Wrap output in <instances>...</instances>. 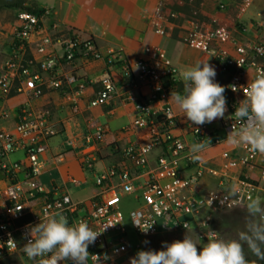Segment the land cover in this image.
I'll list each match as a JSON object with an SVG mask.
<instances>
[{
  "label": "built area",
  "instance_id": "obj_1",
  "mask_svg": "<svg viewBox=\"0 0 264 264\" xmlns=\"http://www.w3.org/2000/svg\"><path fill=\"white\" fill-rule=\"evenodd\" d=\"M171 1L156 0L148 17L152 32L163 37L170 28L178 27L184 45L212 56L219 66L215 78L228 71L225 85L228 111L221 121L228 134L232 128L243 126L234 113L247 95V85L257 75L264 74V40L240 39L235 29L226 23L204 24L199 19L187 18L182 20V25H177L179 13L169 8ZM42 9L39 14L17 11L13 51L0 65V260L16 254L22 264H38L41 258L37 262L30 261L22 250L27 243L26 226L38 224L59 212L70 224L86 221L100 234L88 248V264H96V256L102 258L105 254L109 260L102 264H118L117 254L128 243L126 219L120 211L121 201L126 196H132L135 203L128 221L140 237H151L162 230L187 229L193 219L198 227L210 226L209 216L201 220L197 217L200 203L195 186L203 169L199 166L190 176L182 174V165H198V160L190 155L189 145L176 130L183 129L195 143L209 144L210 141L213 145L219 139L210 124L193 125L172 109L169 98L180 78L165 50L157 44L146 45L135 60L139 68L134 77L119 50L108 49L102 53L92 36L73 28L62 29L52 19L50 9ZM257 16L255 27L263 32L264 14ZM99 59L103 60L105 69L100 78L92 82L83 74L82 64ZM116 69L121 71L125 87L136 92L130 99L135 103V112L129 128L146 129L147 142L116 148L120 160L96 172L99 157L95 144L105 133L104 128L97 127L94 143L83 147L80 166L84 173L90 174L99 193L78 202L65 188L46 189L40 176L45 171L49 141L59 131L51 109L37 105L36 101L48 93L60 94L71 100L70 112L77 114L85 89L89 83H94L97 88L85 108L105 106L117 94ZM143 88L147 90L146 95L140 94ZM17 95H23L24 102L10 107L9 99ZM153 101L162 103L155 112L149 105ZM8 120L11 125L4 127ZM242 150L243 156L232 159L231 166L249 165L258 156L247 145H243ZM19 151L23 157L10 160L9 157ZM209 173L218 175L215 170ZM252 181L257 184L238 179L234 197L230 195L233 190H220L209 200L214 198L212 204L219 208H232L243 198L258 197L255 193L259 182L264 186V166L258 169V176ZM12 209L20 210L13 215ZM186 216H191L192 221Z\"/></svg>",
  "mask_w": 264,
  "mask_h": 264
},
{
  "label": "crops",
  "instance_id": "obj_2",
  "mask_svg": "<svg viewBox=\"0 0 264 264\" xmlns=\"http://www.w3.org/2000/svg\"><path fill=\"white\" fill-rule=\"evenodd\" d=\"M38 1H36L37 5ZM72 2V0H58V5L59 7L66 5L68 13H74L77 10ZM97 2L99 6L101 5L105 8L99 11V15L93 16L90 14L98 22L97 24L92 22L93 26H87L86 24L83 26L82 17L79 15L81 18L78 21H69L64 17L58 18L57 12L51 6L46 4L38 6L50 8L52 19L62 29L73 28L83 34L92 36L102 53H106L108 49L119 50L134 77H136L138 72L135 60L142 49L149 44H157L165 50L178 71L183 89L184 83L180 73L187 67L195 65L197 62L208 61L215 67L216 71H219V66L210 54L190 48L181 42V30L178 27L170 28L168 34L163 37H157L153 34L148 17L156 0L153 2L152 0H97ZM209 3L211 4V1L208 2V0H172L169 8L179 13L177 25H182L183 19L197 18L195 17L196 15L199 16V19L213 21V24L218 23V20L223 18H225V21H229L230 18L234 20V17L215 12L214 2H212V5ZM79 5L84 6L81 2H79ZM257 9H264V0L254 1L243 14L239 15L243 25L241 30L235 29V35L238 38L258 37L264 40V31L261 32L255 27L256 19L253 18V10ZM79 13L81 14V12ZM82 13L86 14L85 12ZM85 16L92 21L90 16ZM83 19L85 18L83 17ZM250 20L253 21L250 22ZM95 26L101 27L98 35L93 32ZM104 69L105 64L100 59L87 61L82 64L83 74L92 82L100 78ZM227 73L221 72L219 77L215 78V81L225 87L228 80ZM114 75L117 94L105 106L85 108L86 102L92 99L93 93L97 88L94 83H89L85 89L83 100L79 103L80 112L77 114L70 112L71 100L60 94L48 93L36 101L37 105H45L51 109L59 131L49 141V152L46 156L47 163L43 173L50 175V172L53 171L56 175L54 179L48 180L46 189H50L52 186L65 188L71 195L70 184L90 182L94 189L91 196L78 200L71 195L72 199L78 202L86 201L99 193V189L94 186L90 177H87V173H84L80 166L83 147L94 143L93 135L97 127L104 128L105 133L101 141L95 144L97 145L96 155L99 157L98 162L95 164L96 172L104 171L107 167L120 160V153L116 152V148L120 150L131 143L147 142L148 132L146 129L129 128L135 112V103L130 99L132 94L135 97L136 92L125 87V80L120 70L116 69ZM140 94L146 95L147 90L143 88ZM226 94L227 92L225 91L224 95ZM169 103L174 112L180 118H183V113L174 105L170 98ZM149 105L150 109L155 112L161 108L162 103L153 101ZM221 121L222 119H217L210 123V129L219 141L200 154L199 159H197L198 165L190 167L182 165V174L184 176L192 175L199 166L203 169V174L195 186V194L200 203L198 206V218L208 211L206 199L210 198L214 192L233 190L238 179H256L258 169L264 166V154L259 153L249 165L241 163L236 166L230 165L232 159L243 156V145L234 146L224 141L227 133L222 128ZM10 125L9 120L3 124L4 127H9ZM178 133H181L190 149V146L195 141L183 129H177L176 134ZM9 158L13 160L11 156ZM210 170H215L218 175L209 173ZM258 187L259 190L255 194L264 200V186L259 182ZM186 218L192 221L191 216H186ZM194 221L195 219L192 221L193 224Z\"/></svg>",
  "mask_w": 264,
  "mask_h": 264
},
{
  "label": "clouds",
  "instance_id": "obj_3",
  "mask_svg": "<svg viewBox=\"0 0 264 264\" xmlns=\"http://www.w3.org/2000/svg\"><path fill=\"white\" fill-rule=\"evenodd\" d=\"M216 75L215 67L208 61L197 62L180 73L183 93L172 92L170 99L193 125L203 126L223 119L228 111L226 88L215 81ZM232 90L236 91L235 86ZM234 116L243 126L232 128L224 141L234 146L247 145L251 151L264 154V74L257 75L247 85V95L236 107ZM210 146V141L209 144L193 143L189 153L199 159ZM232 194H236L234 190ZM213 199L209 200L210 205ZM19 210L10 211L15 215ZM246 210L248 221L236 239L224 240L212 230L207 243L201 247L186 233L183 240L164 242L162 250L138 251L129 258V264H249V253L258 262H264V200L250 198ZM131 220L140 228L134 219ZM99 235L86 221L70 224L57 212L38 224L26 226L27 243L22 250L30 261L37 262L41 258L38 264H88V248L95 244ZM96 257V264L109 260L107 254Z\"/></svg>",
  "mask_w": 264,
  "mask_h": 264
},
{
  "label": "rangeland",
  "instance_id": "obj_4",
  "mask_svg": "<svg viewBox=\"0 0 264 264\" xmlns=\"http://www.w3.org/2000/svg\"><path fill=\"white\" fill-rule=\"evenodd\" d=\"M15 0H0V5L4 3H11ZM26 3L34 4L37 8H45L39 7L44 6L45 4L54 8L57 12V17L62 18L64 17L66 20L74 21L79 20L82 17L83 26L85 24L87 26H93V23H98L97 20L93 19L91 16L99 15V11L104 10L105 7L99 6L97 0H72L73 5H75L74 13H68L66 5L59 7L58 0H39L38 5L36 3L37 0H24ZM154 0H152L153 2ZM211 1L212 5L214 2V9L215 12L219 14H225L230 17H234V20L229 19V21H225V18L218 20V23H226L230 28L241 30L243 22L240 20L239 15L243 14L250 5L256 0H208ZM79 2L84 4V6H80ZM208 4V5H209ZM171 5V4H170ZM169 5V7H170ZM209 5V6H210ZM48 8V7H47ZM50 9V8H49ZM171 9V8H170ZM51 11V9H50ZM254 15L253 18L257 19V14L261 13L264 14V9H257L253 10ZM81 12V14L79 13ZM82 12H85L87 16L92 18V21L88 19ZM16 13L17 9L15 8H4L0 6V65L8 58V56L13 51V34H14V27L16 24ZM92 14V15H90ZM81 17H79V16ZM83 17L85 19H83ZM197 19V18H196ZM202 23L204 24H213L211 20H205L200 18ZM253 20H250L252 22ZM93 22V23H92ZM101 27L95 26L93 32L95 34H99ZM262 32V31H261ZM25 100L23 95H17L9 99L8 103L10 107L18 106L19 104L23 103ZM22 152H15L11 155L12 159L22 158ZM55 172L51 171L50 175H46L43 173L40 176L41 183L47 187V183L49 179L55 178ZM87 177H90V174H87ZM250 180V179H249ZM252 181V180H250ZM71 195L74 199H83L85 197L91 196L94 192L92 188V184L90 182L86 183H74L70 184L69 186ZM228 191V190H226ZM228 194V192H226ZM230 194V193H229ZM231 197H234L233 194H230ZM250 199L243 198L240 203L232 208H219L213 204H207V210L202 214V217L199 219H203L206 216L210 217L208 227H198L197 225L191 223L190 227L183 230H168L163 231L153 235L151 237H140L135 234L134 230L129 224L128 221V214L129 212L134 209L135 203L133 201L132 196H126L122 199L120 204V211L123 213L126 219V239L128 243L124 245L118 257V264H129V258L135 256V254L140 250H162V244L164 242L172 243L176 240H183L185 234L193 239L199 246L203 247L207 243V236L213 230L216 231L220 238L224 240H231L236 239L237 234L239 231L244 230L245 225L248 221V215L246 210V204ZM207 201L209 198L206 199ZM209 203V201H208ZM213 219V223L212 222ZM214 227H218L214 229ZM199 234V235H198ZM148 243H145V242ZM199 250V248H198ZM248 256L255 258L250 253ZM0 264H22L21 257L18 255H12L8 258L0 260Z\"/></svg>",
  "mask_w": 264,
  "mask_h": 264
},
{
  "label": "trees",
  "instance_id": "obj_5",
  "mask_svg": "<svg viewBox=\"0 0 264 264\" xmlns=\"http://www.w3.org/2000/svg\"><path fill=\"white\" fill-rule=\"evenodd\" d=\"M0 6H2L4 8H8V9L15 8V9H17V11L18 10H25V11H28V12H32L34 14H37V13L39 14V13H41L43 11L42 8H37L34 4L26 3L24 0H15L14 2L4 3V4L0 5ZM195 17L198 18L199 16L196 15ZM183 90L184 89H183L182 82L179 81L177 83L175 89L172 92H180V93H183ZM241 180H245L246 182H250V183H252L254 185L257 184L256 182L250 181L249 179H241ZM211 223H213V219H212V222ZM216 228H218V227H216ZM216 228L214 227V229H216ZM248 258H249V264H264V262H258L256 260V258H252L250 256H248Z\"/></svg>",
  "mask_w": 264,
  "mask_h": 264
}]
</instances>
